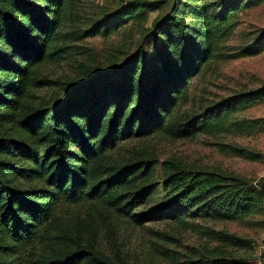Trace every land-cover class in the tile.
<instances>
[{
  "label": "trees",
  "instance_id": "trees-1",
  "mask_svg": "<svg viewBox=\"0 0 264 264\" xmlns=\"http://www.w3.org/2000/svg\"><path fill=\"white\" fill-rule=\"evenodd\" d=\"M72 4L0 0V264H113L94 242L84 245L81 235H53L62 203L98 204L138 224L147 219L235 221L250 214L264 199V180L224 183L217 175L173 164L161 191L153 181L155 160L140 154L120 162L113 152L154 135L182 139L222 130L236 111L253 102L240 95L187 121L174 118L188 84L218 56L239 13L264 0H134L87 29L64 34ZM161 9L165 15L154 21L145 45L127 62L63 88V98L38 106L28 101L35 90L51 85L38 77L40 66L61 59L68 43L109 37ZM262 52L264 31L227 59ZM259 92L255 98L264 88ZM154 202L160 203L157 210L135 215ZM222 240L229 247L247 246L226 235ZM41 243L43 253L36 251ZM163 253L173 264H245L208 257L183 262L174 252Z\"/></svg>",
  "mask_w": 264,
  "mask_h": 264
},
{
  "label": "rangeland",
  "instance_id": "rangeland-1",
  "mask_svg": "<svg viewBox=\"0 0 264 264\" xmlns=\"http://www.w3.org/2000/svg\"><path fill=\"white\" fill-rule=\"evenodd\" d=\"M131 1L134 0H73L61 32L87 29L105 14ZM165 12L161 9L151 13L143 22L131 21L109 37L97 36L68 43L69 48L62 52L61 59L48 60L40 66L38 77L51 81V85L35 90V98L28 101L38 106L63 98V88L68 90L83 79H92L101 69L121 66L142 47L146 31L152 29L154 21ZM234 22L233 34L224 41L218 56L188 84V94L176 107L174 118L187 121L227 99H238L240 95L253 98V102L236 111L222 130L182 139L154 135L123 143L113 152L114 159L120 162L140 154L155 160L153 181L161 191L169 178L168 168L173 164L186 171L217 175L224 183L257 184L264 180V94L255 98L264 88V52L227 59L262 35L264 4L243 9ZM159 205L154 202L140 207L135 215L157 210ZM55 215L57 224L53 235H81L84 245L94 242L95 248L113 264H173L163 251L176 253L183 262L208 257L264 264V199L250 214L235 221L200 218L181 223L147 219L138 224L130 217L94 203H62ZM225 235L247 246L229 247L222 240ZM37 247L39 253L46 251L43 243Z\"/></svg>",
  "mask_w": 264,
  "mask_h": 264
}]
</instances>
